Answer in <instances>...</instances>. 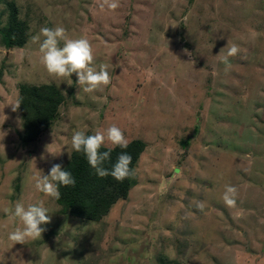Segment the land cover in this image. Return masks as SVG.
<instances>
[{"label":"rangeland","instance_id":"rangeland-1","mask_svg":"<svg viewBox=\"0 0 264 264\" xmlns=\"http://www.w3.org/2000/svg\"><path fill=\"white\" fill-rule=\"evenodd\" d=\"M102 3L0 0V264H264V0ZM11 4L21 47L4 44ZM58 25L90 40L109 85L88 93L75 73L47 72L31 38ZM233 44L239 52L226 65ZM22 84H55L65 97L51 129L30 143L12 107ZM112 124L146 144L135 183L102 219L70 216L36 178L57 163L65 170L75 131ZM226 185L238 189L235 207L223 201ZM39 200L47 230L14 244L9 233L23 225L5 209Z\"/></svg>","mask_w":264,"mask_h":264},{"label":"clouds","instance_id":"clouds-1","mask_svg":"<svg viewBox=\"0 0 264 264\" xmlns=\"http://www.w3.org/2000/svg\"><path fill=\"white\" fill-rule=\"evenodd\" d=\"M101 8L107 6L110 10L119 7V0H103ZM43 37V39H41ZM32 43H39V52L41 62L47 72L55 78H69L73 73L77 76V82L83 86L84 92H94L107 86L112 81V76L107 70L106 65H100L99 70L93 67L95 60L94 49L90 40L81 36L71 38L67 30L62 26L42 27L39 34L34 35ZM63 42V46H61ZM187 52V50H185ZM239 48L233 44L228 48L223 62L227 65L228 58L237 55ZM21 103L12 104L13 111L20 107ZM110 142L113 147L119 146L122 149L128 147L124 130L115 124L109 126L106 130H97L94 134L88 135L83 130H77L71 138V145L74 151L83 152L90 166L95 169L100 178L107 176L113 177L117 181H123L126 178L134 176V170L130 168L132 156L127 152L118 155L116 162L112 167H104L105 163L111 159V149L101 152V147ZM53 155H59L54 154ZM70 157V156H69ZM76 180L72 173L62 168V165L54 164L48 175H40L36 178L35 188L45 196L59 200L61 198L60 185L64 187L75 186ZM238 189L233 185H226L223 194V201L228 207H235L237 203ZM203 210L204 204L197 205ZM13 219H19L23 227H18L9 233V240L14 244H26L30 239L42 237V233L47 229L43 225L51 222L49 209L45 206L44 200L35 203L25 204L17 201L14 210L5 209Z\"/></svg>","mask_w":264,"mask_h":264},{"label":"trees","instance_id":"trees-1","mask_svg":"<svg viewBox=\"0 0 264 264\" xmlns=\"http://www.w3.org/2000/svg\"><path fill=\"white\" fill-rule=\"evenodd\" d=\"M10 7L12 9L10 25L8 34L3 37L4 44L8 47H21L26 42L25 32L18 21L16 6L11 4ZM64 101L63 93L55 84H22L19 98L24 127L22 140L26 143L34 142L50 130ZM145 147L146 144L141 139L132 140L126 149L119 146L113 148L102 146L101 152L111 149V159L105 163L104 167L110 169L118 155L127 152L132 156L130 168L134 170ZM65 170L72 173L76 184L68 187L60 185L61 198L56 201L64 207L67 214L82 220L102 219L118 200L128 196L135 183L133 176L123 181H117L110 175L100 178L83 152L73 151Z\"/></svg>","mask_w":264,"mask_h":264}]
</instances>
